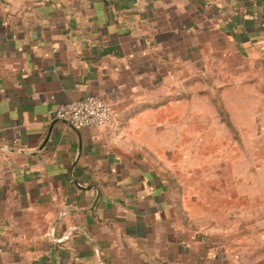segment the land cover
I'll use <instances>...</instances> for the list:
<instances>
[{
  "label": "crops",
  "instance_id": "0c3cea01",
  "mask_svg": "<svg viewBox=\"0 0 264 264\" xmlns=\"http://www.w3.org/2000/svg\"><path fill=\"white\" fill-rule=\"evenodd\" d=\"M211 43L264 63V0H0V264H262L195 231L131 152L178 124L135 109L147 84ZM90 95L107 127L52 118Z\"/></svg>",
  "mask_w": 264,
  "mask_h": 264
},
{
  "label": "rangeland",
  "instance_id": "374dc122",
  "mask_svg": "<svg viewBox=\"0 0 264 264\" xmlns=\"http://www.w3.org/2000/svg\"><path fill=\"white\" fill-rule=\"evenodd\" d=\"M211 45L188 63L180 54L155 87L147 84L135 109L162 108L178 124H146L131 152L167 188L178 215L195 219V231L264 264V63Z\"/></svg>",
  "mask_w": 264,
  "mask_h": 264
},
{
  "label": "built area",
  "instance_id": "2783aa9c",
  "mask_svg": "<svg viewBox=\"0 0 264 264\" xmlns=\"http://www.w3.org/2000/svg\"><path fill=\"white\" fill-rule=\"evenodd\" d=\"M52 118L65 121L74 129L107 127L113 117L112 105L100 96L90 95L50 110Z\"/></svg>",
  "mask_w": 264,
  "mask_h": 264
},
{
  "label": "trees",
  "instance_id": "16d2710c",
  "mask_svg": "<svg viewBox=\"0 0 264 264\" xmlns=\"http://www.w3.org/2000/svg\"><path fill=\"white\" fill-rule=\"evenodd\" d=\"M159 106H161V104H159V105H156V106H154V107H150V108H158ZM141 109H148V107H144V108H141ZM138 113V111L137 112H134L133 114L135 115V114H137Z\"/></svg>",
  "mask_w": 264,
  "mask_h": 264
},
{
  "label": "water",
  "instance_id": "95a60500",
  "mask_svg": "<svg viewBox=\"0 0 264 264\" xmlns=\"http://www.w3.org/2000/svg\"><path fill=\"white\" fill-rule=\"evenodd\" d=\"M62 122H65V121H62ZM66 123V122H65Z\"/></svg>",
  "mask_w": 264,
  "mask_h": 264
}]
</instances>
